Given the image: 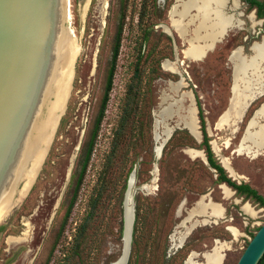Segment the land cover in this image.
<instances>
[{"label": "rangeland", "instance_id": "374dc122", "mask_svg": "<svg viewBox=\"0 0 264 264\" xmlns=\"http://www.w3.org/2000/svg\"><path fill=\"white\" fill-rule=\"evenodd\" d=\"M238 1L223 0V13L239 25L226 29L215 48L202 60L195 61L186 58L184 50L201 22L196 8H190L183 19L182 37L178 25L170 18L172 6L179 0H157V7L154 0H70L67 22L74 32L69 36L75 55L69 94L32 186L0 224V264H63L64 248L72 240L100 183L128 85L141 54L145 80L156 58L163 57L161 63L169 61L173 69L161 65L166 76L153 81L152 131L143 135L145 143L138 148L136 157L133 192L135 205L136 198L141 203L143 224L131 264H208L206 254L216 250L222 258L221 264L237 263L252 234L264 222V207L236 194L226 183H218L203 146L186 145L190 138L185 134H178L169 143L167 140L183 125L189 131L185 123L194 118L199 137L189 132L198 144L202 142L201 107L217 160L237 182H248L264 195V143L255 136L259 125L264 124V115L257 118L252 135L246 137L251 118L264 103L261 93L254 94L251 100L250 90L260 85L259 91L263 92L264 77L254 78L250 88L244 86L241 80L244 55L238 49L247 55L244 56L249 62L247 71L257 66L261 71L264 69V19L246 1ZM123 6L127 8L126 18L105 117L77 202L64 234L54 246L65 206L72 196L70 184L76 160L99 114ZM146 26L151 28L150 35L142 43ZM150 50L152 56L146 61ZM232 52L235 58L230 59ZM235 83L238 94L245 98L229 112L230 120L220 123L221 115L228 111ZM160 141L166 144L161 158L156 159L150 148ZM144 157L152 162H144ZM132 159L129 158L126 168ZM155 163L157 168L152 173ZM112 203L106 215L105 238L100 250L94 252L93 264H112L121 253L120 214L116 204L112 209ZM208 203L217 204L220 214H213L211 209L200 211L199 204Z\"/></svg>", "mask_w": 264, "mask_h": 264}, {"label": "water", "instance_id": "95a60500", "mask_svg": "<svg viewBox=\"0 0 264 264\" xmlns=\"http://www.w3.org/2000/svg\"><path fill=\"white\" fill-rule=\"evenodd\" d=\"M69 4L70 0H0V224L9 217L35 173L68 88L75 55L68 34ZM231 106L230 101L228 109ZM165 144L160 141L155 146L156 159L161 158ZM156 168L157 163L152 173ZM135 180L134 169L123 200L121 254L112 264H128L130 259L136 218L130 182L135 185ZM130 207L133 219L127 239ZM263 255L264 222L236 264H258Z\"/></svg>", "mask_w": 264, "mask_h": 264}, {"label": "trees", "instance_id": "16d2710c", "mask_svg": "<svg viewBox=\"0 0 264 264\" xmlns=\"http://www.w3.org/2000/svg\"><path fill=\"white\" fill-rule=\"evenodd\" d=\"M247 1L250 3V8L258 5L260 7L258 10V16L260 18L264 17V0ZM154 3L155 7H157V0H154ZM126 9V6H123V10L121 11V21L115 36L112 61L108 71L105 92L101 101L99 114L96 118L95 125L89 139L82 146L81 156L76 160L70 184V186H73L72 196L65 206V212L59 227L56 244L54 246L57 245V242H59V239H61V236L64 234L68 219L71 216L72 210L77 202L79 191L83 184L97 137L99 135V130L105 117L110 93L113 88L116 64L121 46L123 27L125 23L124 21L126 18ZM141 15L143 20L145 10ZM143 29L144 36L142 38V43L149 39L151 28L146 26ZM151 56L152 53L150 50L148 51L146 61ZM162 58L163 57H159L154 60L147 80L144 79V67L141 66L142 54L137 60L134 74L128 85L127 95L122 108L119 124L114 131L111 148L107 156L104 170L102 171L100 183L96 188L95 193L89 199L88 210L82 221L77 225L72 240L64 248L65 252L63 253L62 259L63 264H93L96 254L94 252L100 250L102 242L105 238L106 229L108 227V218L106 217L109 210L108 206L111 205L114 200L115 202L114 204L112 203V209H114L116 204L118 208L117 211L120 214L118 233L122 239L123 200L127 189L128 178L135 169V164L137 162L136 157H138L139 154L138 148L142 143H145L142 140L143 135H145V132L150 134L152 131L154 119L153 106L155 104V96L152 87L153 81L157 78L166 76V73L161 69ZM252 105L253 104H251L250 108ZM199 117L201 125L200 129L203 135L202 142L198 144L196 138L187 129L177 128L174 130L167 143L172 141L178 134H185L190 138V142L185 143L186 145L204 147L208 165L215 170L217 174L216 181L218 183H226L236 191V194L243 196L244 199L254 200L259 203L260 206L264 207V195L248 182H237L228 174L225 167L217 160L214 151L211 148L210 138L207 133L206 123L201 107L199 109ZM150 137L152 140V134ZM154 148L155 147L152 149L151 145L150 152H153V154H155ZM130 157L133 158L131 160V165L126 168V163ZM144 162L150 163L152 160H145L144 157ZM116 187L118 188L116 189ZM140 204L139 199L136 198V218L133 230L132 252L128 264H131L133 250L138 243V231L141 229V223L143 224ZM254 234L255 233H253L252 236ZM258 264H264V255Z\"/></svg>", "mask_w": 264, "mask_h": 264}, {"label": "bare ground", "instance_id": "6f19581e", "mask_svg": "<svg viewBox=\"0 0 264 264\" xmlns=\"http://www.w3.org/2000/svg\"><path fill=\"white\" fill-rule=\"evenodd\" d=\"M161 1H163V0H161ZM223 7H224L223 0H179L178 3H176V4H174L172 6V8L170 10V18L172 19L173 24L178 25V32H179L180 36H182V37L185 35V33L183 31V25L182 24H183V19H184V17L187 14V11L190 8H196L198 10V12H199V15L201 16V22H200L199 26L197 27V29L194 30L192 36L191 37L189 36L190 37L188 39L189 46L184 50V55H185L186 58H189V59L195 60V61L202 60V58H204V57H202V55H204V53L206 52L207 49L212 50V47L216 43V41L220 37H222L224 34H226L225 33L226 29H229V28H231L233 26H238L239 25V22H237V21L234 22L231 17L225 16V14L223 13ZM67 19H68V10H67ZM190 21H192V19H189V22ZM73 33H74L73 32V28H72V26L69 25L68 26V34L71 35ZM257 51H259V50H257ZM200 57H202V58L200 59ZM245 57L244 56L241 57L242 58V60H241V62H242V64H241L242 66L241 67L242 68L241 67L240 68H241V71L243 70V75L241 76V80H242V83L244 84V86H246V87L248 86L250 88L253 85L252 82H253L254 78L255 79H259V78L264 77V74L262 73V71L264 69L261 71V70H259V68L257 66L256 68L250 69V72H249V70L247 71V69H249L250 67L247 68L246 64H248L249 62L245 59ZM231 58H235V56L232 55ZM250 60H253V56H252V58ZM259 61H261V60H259ZM172 65L173 64H171L169 61H164L163 62V68H165V69L172 70L173 69ZM237 70H238V68H237ZM250 73L252 74V78H250L251 77V75H249ZM71 79H72V72H71V76H70V79H69L68 88H67V91H66V94H65V97H64V100H63V103H62V106H61V109H60L56 124L54 126L53 131H52V134H51V136H50V138H49V140H48V142H47V144H46V146L44 148V152H43V154H42V156L40 158V161L38 163L37 169H36L35 173L33 174L32 178H31L28 186L26 187V189H25L21 199L19 200V202L24 198L26 193L29 191L30 186H32V183L34 182V180H35V178H36V176L38 174V171L40 169V166H41V164H42V162H43V160L45 158V155H46L48 147L50 145L52 136H53L54 131L56 129V126L58 124L60 113L63 112L64 109H65V104H66V101H67V97H68V94H69V88H70V85H71ZM234 89H235V92H234V95L231 98V103H232L231 109H228L227 112H225L223 115H221L220 123L229 121L230 120V116L232 115V114L229 115V112L232 111L234 108H237V104H238L239 100L241 102H243V100L245 98V96H243V94H241V95L238 94L237 89H236V83L234 84ZM253 89H255V87ZM259 89H260V85L257 86L255 90H252V89L250 90V98H251V100H254V98H255L254 94H259V93L264 94V91L261 92V91H259ZM246 101H248V100H246ZM261 115H264V103L261 106V108L255 113V116L253 118H251V120L249 122L248 129L246 131V137H250L252 135L251 129L257 125V118L260 117ZM195 122H196L195 119L191 118L189 120V122L185 123V124H187V126L190 128V130H191V132H192V134L194 136L199 137V134L196 131L197 130V126H196ZM255 136L258 138V140H260L261 143H264V124L259 125V129H258L257 133L255 134ZM159 144L160 143L158 142V144L156 146H158ZM244 145H245V143H244ZM157 150H158L157 151L158 154H160V147H158ZM249 150L250 149H248V151ZM134 187H135V185H134L133 181H131L130 182L131 194H134V192H133L134 191ZM128 202H129L128 203L129 206H131L132 205V200H131L130 196H129ZM198 207H199L200 211H202V212L207 211V209H211L212 213L216 214V215L220 214V212H221V208L217 204H212V203L199 204ZM132 219H133V214H132V208L130 207L129 208L128 225H127V230H128L127 239L129 237V232H130V228H131ZM217 252L218 251L216 250L215 252H211V253L209 252V253L206 254L208 264H221L222 263V258L218 255Z\"/></svg>", "mask_w": 264, "mask_h": 264}, {"label": "flooded vegetation", "instance_id": "af4514ba", "mask_svg": "<svg viewBox=\"0 0 264 264\" xmlns=\"http://www.w3.org/2000/svg\"><path fill=\"white\" fill-rule=\"evenodd\" d=\"M242 1V0H241ZM244 1H246L248 4H249V6H250V3L247 1V0H244ZM258 1H263V0H258ZM252 8H254L255 9V11H256V14H257V16H258V10L260 9V7L258 6V5H255L254 7H252ZM259 17V16H258ZM260 18V17H259ZM263 19H264V17H262Z\"/></svg>", "mask_w": 264, "mask_h": 264}]
</instances>
